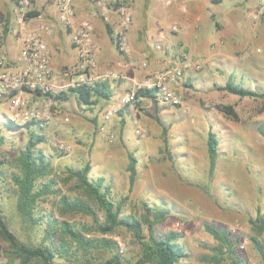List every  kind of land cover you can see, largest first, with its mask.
Here are the masks:
<instances>
[{"label":"rangeland","instance_id":"rangeland-1","mask_svg":"<svg viewBox=\"0 0 264 264\" xmlns=\"http://www.w3.org/2000/svg\"><path fill=\"white\" fill-rule=\"evenodd\" d=\"M40 1L42 3L38 4ZM209 2L217 13L206 6L210 11L208 17H220L222 11L226 13L222 15L227 21L222 22L221 18L216 28L211 21L215 31H211L212 40L207 46L210 44L212 49L211 45L224 36L227 40L222 45L230 57L222 56L221 63L213 61V69L209 71L204 66L199 68L198 76L191 84L194 92L185 96L180 93V105L157 102L154 106L150 103V107L143 110H139L136 104L129 105L123 113L126 120L121 129L111 125L112 122L120 123L115 113L106 124L109 132H101L98 123L105 100L99 99L89 106L79 103L73 95L66 99H51L53 119L43 127L45 142L36 147L35 153L41 151L50 164V169L39 181L45 182L51 177L55 183L53 192L37 203L34 216L38 223L35 225L25 222L17 213L15 186L11 180L26 140V130L5 126L12 111L7 99L0 98V207L18 237L39 239L44 220L53 214L56 219L67 220L92 239L93 244L102 237L112 239L116 243L113 250L120 255L122 262H134L141 253V246L124 226L103 233L85 211L61 206L63 195L70 199L81 197L98 213L99 222H103L96 203L76 187L77 180L70 175V170H78L89 162L88 178L104 176L105 182L111 186L113 201L118 205L121 203L120 215L136 217L141 223L144 239L150 232L149 222H153L155 236L167 231L181 235L187 257L181 259L180 264H261L257 249L264 250V234L251 220L258 214L264 215V138L257 130L258 124L264 122V98L239 97L217 87L230 80L251 89L264 90V0ZM93 3L90 11L95 8ZM110 5L115 6L113 2ZM162 6L158 0H148L147 9L137 21L159 30L158 26L165 24L161 19ZM43 11L50 12V18L46 20ZM187 11L186 5V12H181L187 14ZM30 12L32 15L27 16L30 27L43 19L57 22L55 0H34ZM58 27L62 28L64 39L60 37L63 43H59V39L56 42L62 48L72 50L71 28L57 22L52 31L56 32ZM71 54L74 58L62 65L76 60V52ZM131 60L135 61L128 60L116 49L113 59L101 73L116 75L106 78L115 82L130 68L140 67V61L134 64L130 63ZM67 80L59 76L54 79L57 86L64 85ZM68 88L56 89L61 92ZM33 98L36 100V95ZM39 101L44 103L45 98ZM217 104H232L238 118L226 115L216 107ZM134 119L142 133L134 131ZM209 129L218 139L212 172L209 171L206 145ZM109 133L114 135L112 139ZM56 135L69 145L68 150L62 151L49 144L48 140ZM131 154L136 161V179L129 187L127 165ZM157 210L162 212L161 216H156ZM41 215L44 217L40 218ZM5 247L6 244L0 241V262L8 264ZM110 255V251L97 247L80 254L79 258L82 262L96 263ZM59 263L65 261L59 260Z\"/></svg>","mask_w":264,"mask_h":264},{"label":"trees","instance_id":"trees-1","mask_svg":"<svg viewBox=\"0 0 264 264\" xmlns=\"http://www.w3.org/2000/svg\"><path fill=\"white\" fill-rule=\"evenodd\" d=\"M214 1L218 2L219 0ZM31 15L32 12L27 14V16ZM108 33L112 39V31ZM217 88L239 97L264 98V90L251 89L230 80ZM69 95H73L79 103L94 105L99 99H110L112 95L110 81L107 79L96 80L88 86L69 87L66 91L54 94L53 98L55 100L66 99ZM137 97L151 98L154 103L157 102L155 91L151 89L138 90ZM216 107L231 118H238L232 104H217ZM5 126L10 129L22 127L26 130V140L18 154L17 169L12 171L11 180L15 186L17 213L25 222L35 225L38 223L34 216L37 203L43 200V196L53 192L55 183L51 177L45 182L39 181V178L45 175V171L50 169V164L45 160L42 152L35 153L36 147L45 142L46 136L42 131L43 128L39 127L34 120L17 123L8 118ZM257 130L264 138V122L258 124ZM217 144L216 133L209 129L206 145L210 172L213 171L216 164ZM135 162L131 154L127 165L129 187L133 186L136 179ZM89 170L90 164L85 162L78 170H70V175L76 178V187L91 197L99 207H97V211L102 212L103 222H99L98 213L81 197L70 199L67 195H63L60 198L63 209L85 211L93 217L94 222L97 223L96 226L103 233H110L116 226H124L141 246V253L132 264H146L147 262L180 264V260L187 257L186 248L180 241L181 235L176 231H167L155 236L152 232L153 222H149L150 232L147 239H144L140 221L131 215H120L121 203L118 205L113 201L110 195V184L105 182L104 176L88 178ZM144 207L147 209L145 205ZM161 215L162 212L157 210L156 216ZM251 222L264 234V215L258 214ZM44 223L39 239L23 240L11 228L8 218L0 207V241L6 244L4 253L9 256L8 264H60L59 260L65 261L64 264H124L120 255L113 250L116 243L112 239L102 237L93 244L92 239L87 238L79 229L67 220L56 219L53 214L48 216ZM97 247L110 251L111 255L96 263L80 260V254L87 253ZM257 250L261 264H264V250L261 247ZM0 264L3 263L0 262Z\"/></svg>","mask_w":264,"mask_h":264},{"label":"built area","instance_id":"built-area-1","mask_svg":"<svg viewBox=\"0 0 264 264\" xmlns=\"http://www.w3.org/2000/svg\"><path fill=\"white\" fill-rule=\"evenodd\" d=\"M135 0H93L95 8L90 11V16L83 18L74 25V9L72 0H55L58 23L66 28H71V45L76 52V60L62 67L58 75L68 79L64 85H55L54 73L50 60L51 52L47 44L46 36L52 32L55 23L38 20L32 27L29 26L27 14L32 9L34 0H16L12 8V33L16 36L20 46L18 59L20 64H10L1 46L4 19L0 17V98H6L12 111L10 118L17 123L29 120L37 122L39 127H44L53 119L50 111L51 99L58 93L57 87H79L91 85L96 80H105L108 73H97L96 53L99 44L93 34V17L108 20L111 10L116 14V21L112 30V41L116 49L127 55L130 52L128 32L133 20V4ZM186 0H158L162 5L168 6L174 2L179 4L180 10L186 12ZM111 2L115 6L111 7ZM172 32L178 31V26L170 27ZM166 31L160 28L157 32L153 49L157 52L164 51ZM140 66L146 68L147 58H142ZM190 53L181 50L176 58L160 56L156 59L155 66L147 70L140 78L132 79L130 87L121 99L122 104H133L139 97L137 91L151 89L155 91V98L162 103L178 106L182 102L181 94L174 87L175 81L183 75L186 68L196 67ZM118 76V75H117ZM36 95L37 99L33 97ZM42 97L45 102L39 101ZM117 107H110L102 112L98 129L106 131L105 123L117 112ZM134 131L142 133V128L137 120H133ZM113 134L109 133L110 139ZM49 144L59 150L66 151L69 145L58 135L48 140Z\"/></svg>","mask_w":264,"mask_h":264},{"label":"crops","instance_id":"crops-1","mask_svg":"<svg viewBox=\"0 0 264 264\" xmlns=\"http://www.w3.org/2000/svg\"><path fill=\"white\" fill-rule=\"evenodd\" d=\"M185 2L188 9L187 14H183L181 12L177 2H174L168 6H162L161 19H163L165 24L159 25L158 29L163 28L166 31V39L164 42V51L157 52L153 49V43L156 40L157 32L159 30H157V28L154 29V26L151 27V25H141L140 22L137 21L138 17L141 16L142 11L147 9L146 7L148 0H135L133 21L128 32L131 48L128 56L125 55V57L128 58V60L129 58L135 59V61L131 60L130 62H134V64L141 61L140 59L145 57L147 58L148 65L146 68H142L140 66L135 70L130 68V71L125 72L121 78L116 79L115 82H110L112 95L110 99L104 101L103 106L104 110L110 107L118 108L116 114L119 117L120 123L118 125L115 124V122H112L111 125H113L114 128H117L118 126L120 129L122 128V124L126 120L125 114L123 113H126L129 105L136 104V106L139 107V110H143L145 107H150V103L153 104V106L157 102L159 103L157 99V102L154 103L151 98L146 97H139L133 104L121 103V99L125 93V90L130 87L132 79L140 78L147 70L155 66L156 59L158 57L167 56L168 58L174 59L183 49L190 53L194 63H196L197 66L194 68H186L183 72V75L173 84L174 87L179 90V93L185 96V94L191 95L194 92L193 88H191L193 87L191 84H193V80L198 76L199 68L204 66L203 68H206L209 71L210 69H213L211 64L213 61L221 63L222 56H229L228 53H225V47L222 45L227 40V38L224 36L219 37L220 40L216 44L211 45L213 50L210 48V44L207 46V44L212 40L211 31H215L211 21L216 28V26L219 25L218 23L220 22L219 20L221 18H223L222 22L227 21L225 15H222L226 13L221 11L220 17L215 15L218 18L214 17V19H212L208 17V13L210 11L207 10L206 6L211 8L214 12L215 10H213L211 7L209 0H186ZM41 3L42 1H40L38 4ZM92 3V0H73L75 11V15L73 17L74 25H77L80 20L89 15L90 9L93 6ZM14 4L15 0H0V17L5 21L1 46L6 59L10 64H20L21 61L18 59L20 44L16 39V36H14L12 33V8L14 7ZM215 13H217V11ZM42 14L46 20L50 18V12L43 11ZM92 20L94 22L93 34L100 45V49L96 53V72L101 73L102 69L113 59L114 52L116 51V47L112 43V39H110L111 37H107L109 35L108 32L113 30L114 23L116 21V14L113 10H111L109 12L108 21L106 22L99 17H93ZM173 24L178 26L177 32H172L170 30V27ZM60 37L63 38L61 27L56 28V32L52 31L46 36L47 44L51 52L50 64L54 73L56 74V77L59 76L58 72L61 67L64 66L62 64L72 60L74 56H72L71 53L75 52V49L72 46V50H70V48H62L59 46L56 40L58 41L59 39V43H63V40L60 41ZM112 118L113 116L105 123L106 127V124L109 123ZM106 132L109 131L106 130Z\"/></svg>","mask_w":264,"mask_h":264}]
</instances>
